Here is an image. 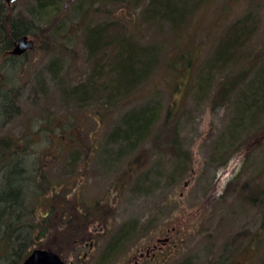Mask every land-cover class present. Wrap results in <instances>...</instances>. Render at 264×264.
Wrapping results in <instances>:
<instances>
[{
    "label": "rangeland",
    "instance_id": "1",
    "mask_svg": "<svg viewBox=\"0 0 264 264\" xmlns=\"http://www.w3.org/2000/svg\"><path fill=\"white\" fill-rule=\"evenodd\" d=\"M39 1L44 2H5L11 14L28 23L35 34L37 27L48 33L50 43L43 38V44L51 49H41L40 38L29 34L34 50L6 67L13 79L8 87L15 88L11 94L15 112L2 120L0 136L12 138L20 148L26 145L32 153L27 161H40L49 182L58 187L61 207L50 219L53 226L66 222L69 216L63 220L62 215L69 212L76 226L82 223L88 231L89 239L78 247L66 233L58 239L54 231L35 246H62L68 264H133V257L155 244L160 249L142 264H264V200L257 205L246 201L257 187L264 194V111L257 122L233 129L236 107L240 111L244 106L240 95L235 104L238 90L264 69V0H202L177 31L167 22L160 26L143 22L148 0L118 5L93 2L91 10L90 5L81 6L82 0H56L40 9ZM98 6L101 11L96 12ZM123 16L128 24L131 17L137 21L127 31L138 41L160 46L162 67L129 98L119 100L108 115L98 102L77 108L63 101L62 88L84 81L90 72L83 41L86 26ZM244 19L253 30L243 47L249 50L237 52L239 63L211 70V84L201 87L220 39L229 26ZM188 52L195 60L189 81L165 63L176 53ZM242 72L244 83L229 96L225 88L224 97L216 99L218 84L235 80ZM146 104L159 110L148 139L135 148L106 145L121 117ZM102 115L106 118L101 121ZM77 138L78 142L71 141ZM175 139L180 145L179 162ZM96 144L97 151L93 150ZM70 146L79 150L75 160ZM138 154V163L133 162ZM47 203L40 216L47 212ZM94 203L98 208L92 207V212L97 216L80 218L86 205ZM105 210L108 219L102 218ZM123 225L129 233L122 247L102 258ZM261 244L262 250L255 254ZM0 264L10 262L0 257Z\"/></svg>",
    "mask_w": 264,
    "mask_h": 264
},
{
    "label": "trees",
    "instance_id": "2",
    "mask_svg": "<svg viewBox=\"0 0 264 264\" xmlns=\"http://www.w3.org/2000/svg\"><path fill=\"white\" fill-rule=\"evenodd\" d=\"M43 1H39L38 8L44 5H51L56 0ZM133 1L139 0H82L81 6L90 5L88 9L91 10L93 2L102 4L109 2L118 5L131 4ZM190 2H193L191 7H189ZM199 2H202V0H148L143 11L142 20L146 24L158 26L161 25V22H167L172 31H177L199 7ZM99 8L100 6L94 10L96 12L101 11ZM36 16L34 14L35 19H37ZM127 19L128 17L126 16L115 17L110 21H105L95 26H86L83 41L91 64L90 72L84 81L71 88H62L63 101L73 102L77 108H84L92 102H98L97 106L100 110L104 109L106 111L105 114L108 115L110 109L116 106L119 100L129 98L156 70L162 67V64L159 63L160 46L153 42L144 44L138 41L133 32L127 31L137 21L131 17L128 24ZM32 29L28 23H22V21L17 20L9 11V6L0 0V60H2L0 62V124L2 120L4 122L6 118L11 117L12 112H15L13 110V98H11L15 88L9 89L8 87L13 79L11 75L8 76L5 70L6 67L14 65L18 61L16 56L9 54L15 42L21 36L31 34L38 39L40 38L41 49L47 52L51 49L43 44V38H46L50 43L48 33L44 34L43 30L37 27L35 34ZM252 31L247 26V19L229 26L215 48L214 59L209 61L206 68V83H200L201 87H207L211 84H208V82H211L210 80L213 77L211 74L213 71L211 70H214V68L222 69L232 61L238 63L241 61L238 59L237 52L241 55L243 50H249V48L245 47L246 49H244L243 47L253 35ZM168 58L165 62L168 69L180 76L182 75L183 78L189 81L195 61L192 54L189 52L187 55L176 53ZM241 58H243V55ZM263 72L264 69L261 68L252 81L238 90L235 104L237 103L238 95H240L239 97H242L241 102L244 101V106L240 111L236 107L235 126L233 125V129H236V127L237 129L245 128L248 123L251 125L261 118L264 111ZM243 75H245L244 72L240 73V75L238 74L235 80L229 78L223 84H218L216 99L224 97L225 88L227 89L225 94L227 96L239 88L245 81ZM183 78L181 79L182 81ZM187 81L184 82L185 85ZM176 83H178L177 87H179V80ZM158 114L157 105L152 104H146L136 111L124 114L119 122L116 123L113 131L108 134L106 145L114 143L116 145L126 144L128 148L137 147L138 143L148 139ZM106 115H102L101 121L106 118ZM78 140L79 138L71 139L74 143L78 142ZM19 144L10 137L0 136V257L9 260L10 264H21L37 248L35 246L36 242H42L47 237V234L51 232H56L58 239H60V235L63 232L64 235L66 233L65 237L67 240L75 243V246L78 245V247L89 239L88 231L83 228L82 223L76 226L74 217L70 216L69 212L67 215H62V217L64 216L63 220L69 216L66 222L57 224L56 227L50 222V219L56 214L57 208L61 207L57 204L59 197L58 187L56 184L49 182L47 172L42 170L43 167L39 165L40 161L38 163L37 161H27V155L28 160H30L32 153L26 145L20 148ZM173 145L176 147L175 156L179 162L181 154H178L180 145L177 139L173 141ZM98 147L99 144H96L93 150L97 151ZM70 149L72 151L71 157L75 160L78 157L79 150H75L77 149L75 146ZM172 152L174 153L173 150ZM140 156V154L136 155L133 162L138 163ZM87 157H89V154H87ZM183 163L184 165L187 164V162ZM130 169L131 165L129 166ZM185 169L186 166H184ZM262 199L264 200V194L258 187L246 197V201L254 205H257ZM48 200L50 201L49 203H47ZM45 202L49 204L47 212L45 215L40 216ZM97 206V203L87 204L85 212L80 218L96 217L97 214L92 212V207L98 208ZM108 217V212L105 210L102 218L108 219ZM111 217H113V214H111ZM93 220L95 219L93 218ZM99 224L101 223L97 222V225ZM126 226H121L116 234L117 236L110 239L111 241L105 248L106 252L101 256L102 258L106 259V257H109L107 252H116L122 247L121 244L125 242L126 235L129 233ZM52 227L54 228L52 229ZM261 246L263 244L254 249L255 254L262 250ZM61 247L51 243L47 244L44 249L59 254L65 260L62 256ZM248 253L249 250L247 248L245 250L246 257H249ZM254 257L255 255L250 257V259Z\"/></svg>",
    "mask_w": 264,
    "mask_h": 264
},
{
    "label": "water",
    "instance_id": "3",
    "mask_svg": "<svg viewBox=\"0 0 264 264\" xmlns=\"http://www.w3.org/2000/svg\"><path fill=\"white\" fill-rule=\"evenodd\" d=\"M10 4L13 0H5ZM35 41L29 35L21 36L16 42L9 54L16 57H22L28 52L34 50ZM21 264H68L62 257L48 249H35Z\"/></svg>",
    "mask_w": 264,
    "mask_h": 264
},
{
    "label": "flooded vegetation",
    "instance_id": "4",
    "mask_svg": "<svg viewBox=\"0 0 264 264\" xmlns=\"http://www.w3.org/2000/svg\"><path fill=\"white\" fill-rule=\"evenodd\" d=\"M2 1H4V2H6L5 0H2ZM12 3V2H11ZM10 3V4H11ZM8 4V3H7ZM10 4H8V5H10ZM25 56V55H24ZM20 58L21 57H16V59H18V60H20ZM168 238L167 239H165L164 240V243L165 242H168ZM161 242V240L160 239H158V243H160ZM149 247H151L150 249H147V251L145 252V253H143V252H141L140 253V255H138L137 257H133L132 258V262H133V264H142V262L144 261V260H146L149 256H150V254H151V252H154L155 253V251L156 250H159L160 249V247H159V244H155V245H152V246H149ZM36 249H38V248H36ZM42 249H44V248H42ZM153 253V254H154ZM155 255V254H154Z\"/></svg>",
    "mask_w": 264,
    "mask_h": 264
}]
</instances>
